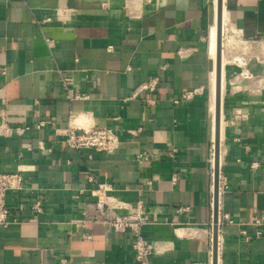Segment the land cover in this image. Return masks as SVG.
<instances>
[{"label":"crops","instance_id":"crops-1","mask_svg":"<svg viewBox=\"0 0 264 264\" xmlns=\"http://www.w3.org/2000/svg\"><path fill=\"white\" fill-rule=\"evenodd\" d=\"M222 3L236 40L225 65L221 46L219 218L233 222L217 264H264V0ZM216 18L217 0H0V171L26 185L6 198L0 264H139L131 233L80 222L98 183L143 202L148 264H213ZM69 124L111 128L118 147L71 149Z\"/></svg>","mask_w":264,"mask_h":264},{"label":"built area","instance_id":"built-area-1","mask_svg":"<svg viewBox=\"0 0 264 264\" xmlns=\"http://www.w3.org/2000/svg\"><path fill=\"white\" fill-rule=\"evenodd\" d=\"M4 71V70H3ZM157 80L152 79L141 84L132 94L131 98H136L141 91L156 90ZM78 94H74L72 90H68L67 98H79ZM46 121L38 122V127L44 126ZM21 131V130H18ZM66 143L69 148L74 150L83 149H99L108 152L114 151L119 144L117 134L105 126H93L88 129H77L72 124L67 127ZM150 158L148 152H141L138 159L148 161ZM89 180L94 181L93 176L89 175ZM148 181V184H151ZM25 180L22 170L16 172L0 171V226L6 227L12 221L11 210L7 206L6 198L10 191H19L24 194L26 191ZM111 188L107 184L98 183L93 190L95 200L87 202L83 209V218L80 221L83 225L87 223H101L108 226L115 232L131 233L133 237L132 248L135 253L136 261L139 264H148V258L152 250L156 247V242L148 240L143 234V226L148 221V213L142 201L137 202L135 206H128L114 195L110 194ZM32 208L40 212L42 210V202L37 199ZM128 209L127 212L123 210ZM181 211L189 210V207H180ZM227 222H233L231 218L226 216ZM219 218V227L225 222ZM261 218L254 220L255 224H260ZM261 234L260 229L256 232ZM251 239L250 236L246 237Z\"/></svg>","mask_w":264,"mask_h":264},{"label":"water","instance_id":"water-1","mask_svg":"<svg viewBox=\"0 0 264 264\" xmlns=\"http://www.w3.org/2000/svg\"><path fill=\"white\" fill-rule=\"evenodd\" d=\"M222 0H218L217 11H218V27L220 29V15L222 9ZM220 40H218V53L216 61V112H215V175H214V233H213V264H217V252H218V236H219V128L221 122V76H222V47H220Z\"/></svg>","mask_w":264,"mask_h":264},{"label":"bare ground","instance_id":"bare-ground-1","mask_svg":"<svg viewBox=\"0 0 264 264\" xmlns=\"http://www.w3.org/2000/svg\"><path fill=\"white\" fill-rule=\"evenodd\" d=\"M217 3H218V0H217ZM227 30H228V25H227V20H226V13H225V10L223 13V4H222L221 15H220V29L218 27V11H217L216 22H214L212 24V26L210 27V31H209V53H210V56L212 58H214L215 61H217V53H218V46H219L218 40H220V42H221L220 47L223 45V64L224 65H225V61H227L225 58L224 47H225V45L227 46L228 44H229V46L232 45L236 40L234 38V35H232V34L228 35L227 34ZM222 35H223V37H222ZM225 36H229L228 39H226V41H225V38H227V37H225ZM236 36H238V35H236ZM222 38H224V39L222 40ZM222 42H223V44H222ZM225 42H227V43H225ZM245 44L246 43H243V45H245ZM233 46H234V44H233ZM236 46H237V44H236ZM245 46H243V47H245ZM223 74H224V72H223ZM216 77H217L216 68H214L213 72L211 74V92H212L213 100L215 101V112H216V88H217ZM220 93H222V95L224 93V75H223V77H221ZM212 104H213V101H212ZM221 141L222 140H220V142ZM220 144H222V142ZM213 155H214V157H213ZM213 162H214V164H213ZM212 171H213V176H214V174H215V145H213V150H212Z\"/></svg>","mask_w":264,"mask_h":264},{"label":"rangeland","instance_id":"rangeland-1","mask_svg":"<svg viewBox=\"0 0 264 264\" xmlns=\"http://www.w3.org/2000/svg\"><path fill=\"white\" fill-rule=\"evenodd\" d=\"M227 34L230 35V32L228 31ZM222 37H223V35H222ZM225 37H227V38H225V41H226V39H228L229 36H225Z\"/></svg>","mask_w":264,"mask_h":264}]
</instances>
